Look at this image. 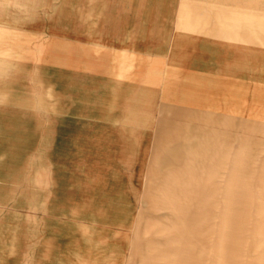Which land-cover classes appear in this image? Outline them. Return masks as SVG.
<instances>
[{
	"label": "rangeland",
	"instance_id": "obj_1",
	"mask_svg": "<svg viewBox=\"0 0 264 264\" xmlns=\"http://www.w3.org/2000/svg\"><path fill=\"white\" fill-rule=\"evenodd\" d=\"M183 1H11L0 264H264V44L179 25ZM188 75L231 111L185 113Z\"/></svg>",
	"mask_w": 264,
	"mask_h": 264
},
{
	"label": "crops",
	"instance_id": "obj_2",
	"mask_svg": "<svg viewBox=\"0 0 264 264\" xmlns=\"http://www.w3.org/2000/svg\"><path fill=\"white\" fill-rule=\"evenodd\" d=\"M11 1L0 0V28L10 25L8 21L13 14ZM209 5H213L217 11H210ZM180 8L181 10L177 16L179 25H198L202 22L210 26L201 35L209 34L225 37L234 42L242 40L240 42L251 43L253 45L264 44V0H184ZM190 61L193 60L191 59ZM190 76L188 75L186 79L182 80H173L167 88L169 98L178 100V105L184 106L182 110L185 113L192 112L193 110L212 114L231 111V107L223 106V102H205L202 100L199 105H196L195 100L198 96L192 95L194 93L192 87H194L193 85L196 83V80H193ZM212 82V87L217 88L221 84V79L213 77ZM216 82H219L217 86ZM212 89L215 90L214 88ZM217 93L221 94V91ZM210 98V96H207L203 99L209 100ZM184 119L186 117H179L178 120Z\"/></svg>",
	"mask_w": 264,
	"mask_h": 264
},
{
	"label": "bare ground",
	"instance_id": "obj_3",
	"mask_svg": "<svg viewBox=\"0 0 264 264\" xmlns=\"http://www.w3.org/2000/svg\"><path fill=\"white\" fill-rule=\"evenodd\" d=\"M15 9V8H14ZM1 18V17H0ZM8 18V17H7ZM3 110V109H2ZM4 113V112H3ZM11 137V136H10ZM9 138V137H8Z\"/></svg>",
	"mask_w": 264,
	"mask_h": 264
}]
</instances>
